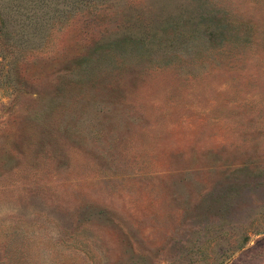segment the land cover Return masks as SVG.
I'll list each match as a JSON object with an SVG mask.
<instances>
[{
  "label": "rangeland",
  "instance_id": "1",
  "mask_svg": "<svg viewBox=\"0 0 264 264\" xmlns=\"http://www.w3.org/2000/svg\"><path fill=\"white\" fill-rule=\"evenodd\" d=\"M0 264H264V0H0Z\"/></svg>",
  "mask_w": 264,
  "mask_h": 264
}]
</instances>
